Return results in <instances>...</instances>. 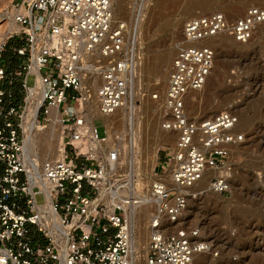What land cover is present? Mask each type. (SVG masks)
Wrapping results in <instances>:
<instances>
[{
  "label": "built area",
  "instance_id": "2783aa9c",
  "mask_svg": "<svg viewBox=\"0 0 264 264\" xmlns=\"http://www.w3.org/2000/svg\"><path fill=\"white\" fill-rule=\"evenodd\" d=\"M115 1L11 0L18 29L0 41V264H206L219 254L181 219L200 192H230L233 147L246 137L240 98L203 117L187 101L214 65L212 39L251 40L264 23V0L236 16L215 9L184 20L164 91L150 94L169 134L160 172L149 180L137 179L132 164L138 31L150 0H133L129 24L113 19ZM9 37L12 66L1 60ZM112 113L118 121L103 120L99 135L94 118ZM52 121L60 124L58 155L40 159L27 142ZM142 209L144 253L132 241Z\"/></svg>",
  "mask_w": 264,
  "mask_h": 264
},
{
  "label": "rangeland",
  "instance_id": "374dc122",
  "mask_svg": "<svg viewBox=\"0 0 264 264\" xmlns=\"http://www.w3.org/2000/svg\"><path fill=\"white\" fill-rule=\"evenodd\" d=\"M196 1L150 0L146 17L140 23L137 68L140 107L137 109L138 145L134 159L139 165L136 172L147 180L154 178V171L160 172L164 159L161 141L167 135L159 126V113L152 110L150 94L152 91L162 93L165 88L169 64L184 20L215 9L230 17L236 16L247 6L263 0H211L204 8L194 7ZM10 4L11 0H0V41L11 30L18 29L11 20ZM132 13L133 0L115 1V20L123 18L129 24ZM212 42L216 45L212 73L202 90L188 98L187 107L195 116H209L228 101L240 98V127L246 130V137L234 146L232 152L230 192H200L188 201L181 222L196 226L200 234L212 240L219 249L217 257L206 258V264H264V23L246 43L233 42L223 35L213 38ZM14 43L15 38L9 37L7 50L1 58L4 63L11 59L9 49ZM163 51H168L169 55L164 62L166 77L161 83L153 65ZM27 82L33 83V75H28ZM114 116L117 114H113L112 119ZM146 116H151V122ZM103 120L101 116L94 118L99 135L104 134ZM47 127L34 131V138L43 135ZM55 129L54 142L57 144L60 128ZM112 137L111 132L108 140ZM32 148H38V158L48 157L42 155L39 144ZM205 182L204 177L199 186H204ZM36 200L43 201V194L37 193ZM146 220L147 217L143 216L136 221V225L144 229L141 240L134 247L140 253H144ZM138 264H143V260L140 259Z\"/></svg>",
  "mask_w": 264,
  "mask_h": 264
},
{
  "label": "bare ground",
  "instance_id": "6f19581e",
  "mask_svg": "<svg viewBox=\"0 0 264 264\" xmlns=\"http://www.w3.org/2000/svg\"><path fill=\"white\" fill-rule=\"evenodd\" d=\"M211 0H197L196 2H194V7H199V8H204L205 6H207L208 4H210ZM115 15V14H114ZM113 19L115 20V17L113 16ZM143 22V21H142ZM141 22V23H142ZM140 25V24H139ZM231 39V38H230ZM178 40V39H177ZM232 40V39H231ZM234 42V41H233ZM177 44V42H176ZM176 49V48H175ZM216 54V53H215ZM168 55H169V52L168 51H163V52H160V54L156 57L157 60H155V64L153 65V70H158V77H160V79H158V81H160L162 83V81L164 80V78L166 77V72H165V69H164V62L168 59ZM138 70V69H137ZM212 70H213V67L209 73V75L207 76V79L205 81V83L207 82V80L210 78V74L212 73ZM162 80V81H161ZM166 81V80H165ZM205 83H204V86H205ZM36 87H34L35 89ZM202 90V89H200ZM199 90V91H200ZM164 91V90H163ZM194 94V93H193ZM195 95V94H194ZM192 97V96H191ZM202 108V107H201ZM34 108H32L33 110ZM205 109V108H204ZM154 112V111H153ZM52 116L56 117V111L55 110H52ZM113 114V113H112ZM112 114H109V115H106V116H102L104 121L106 123L108 122H115L117 119H112ZM124 115V114H123ZM135 115L137 117V111L135 112ZM151 117V116H150ZM150 117L149 116H146V119L148 120V122H151L150 120ZM117 122V121H116ZM136 123H137V120H136ZM49 126L46 128L47 130L44 132L43 135H41L38 139L37 138H34V132L32 133V135L30 136L28 142H27V145L30 146V148H32V146L34 144H39L41 146V152H42V155H46L48 157H53V156H57L58 155V143L56 144L54 142V135H55V131H56V127H59L60 128V124L59 123H56L54 121L48 123ZM136 125V124H134ZM162 129V128H161ZM164 130V129H162ZM36 131V130H35ZM164 132L166 134H169V132L167 130H164ZM110 134L111 132L108 133V136H107V139L110 137ZM58 139H59V136H57ZM113 138V137H112ZM138 145V144H137ZM234 149V147H233ZM134 157H135V154H134ZM133 157V166H135V169L132 170L134 171V175L135 177L138 179V176L139 174L136 172V170L138 169V164L136 163L135 159ZM141 171V170H140ZM133 174V173H132ZM144 176V175H143ZM145 177V176H144ZM154 177H156V174H155V171H154ZM150 178V177H149ZM152 179H153V176H152ZM148 217V214L146 213V210L145 209H142L140 211V213H138L137 215H135L134 218H132V223H133V233H132V241H133V247L136 246V244L141 240V237H142V234L144 233V229H142L140 226L136 225V221L137 220H140L142 219V217ZM139 222V221H138ZM147 230V229H146ZM146 230H145V233H146ZM140 262V261H139Z\"/></svg>",
  "mask_w": 264,
  "mask_h": 264
},
{
  "label": "trees",
  "instance_id": "16d2710c",
  "mask_svg": "<svg viewBox=\"0 0 264 264\" xmlns=\"http://www.w3.org/2000/svg\"><path fill=\"white\" fill-rule=\"evenodd\" d=\"M4 55H5V54H4ZM7 62H8V64H9L10 66L13 65V62H11V60H8Z\"/></svg>",
  "mask_w": 264,
  "mask_h": 264
}]
</instances>
